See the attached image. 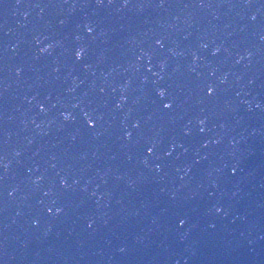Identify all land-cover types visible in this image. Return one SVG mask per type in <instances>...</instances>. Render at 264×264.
<instances>
[{
  "label": "water",
  "instance_id": "95a60500",
  "mask_svg": "<svg viewBox=\"0 0 264 264\" xmlns=\"http://www.w3.org/2000/svg\"><path fill=\"white\" fill-rule=\"evenodd\" d=\"M0 264H264V0H0Z\"/></svg>",
  "mask_w": 264,
  "mask_h": 264
}]
</instances>
